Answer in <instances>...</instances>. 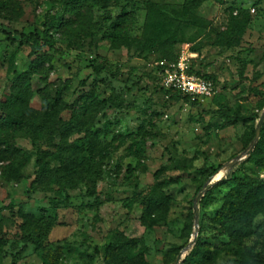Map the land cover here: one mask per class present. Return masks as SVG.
Wrapping results in <instances>:
<instances>
[{
    "label": "rangeland",
    "instance_id": "rangeland-1",
    "mask_svg": "<svg viewBox=\"0 0 264 264\" xmlns=\"http://www.w3.org/2000/svg\"><path fill=\"white\" fill-rule=\"evenodd\" d=\"M72 1L0 8V100L32 61L19 34L57 49L44 50L23 113L36 121L47 107L41 118L52 127L38 137L0 129V264H172L195 231L209 261L190 256L194 244L180 264H264V215L249 238L232 242L212 221L231 186L205 203L207 191L199 196L219 171L220 181L235 171L264 179V165L248 158L227 171L250 148L264 109V0H202L195 14L209 27L168 32L146 30L142 2L175 16L171 7L184 0H94L80 9ZM47 16L57 19L51 28ZM180 57L190 75L210 78L212 95L192 100L163 88V69ZM53 126L80 127L62 134ZM37 154L48 155L56 181Z\"/></svg>",
    "mask_w": 264,
    "mask_h": 264
},
{
    "label": "trees",
    "instance_id": "trees-1",
    "mask_svg": "<svg viewBox=\"0 0 264 264\" xmlns=\"http://www.w3.org/2000/svg\"><path fill=\"white\" fill-rule=\"evenodd\" d=\"M94 0H73L71 2L73 9H80L84 6L93 5ZM117 2L123 1L126 5H133L135 0H115ZM202 0H184V3L178 7H171L175 16H169L161 7L150 1L142 2L145 9V24L146 30L151 29V26L161 25L166 32L175 27L177 30L181 25L193 26L197 28H207L208 23L198 18L195 14V10L198 8ZM7 4V0H0V8ZM72 9V8H71ZM57 19L55 17H46L44 27L51 28ZM215 35L218 41H224L228 39L224 34H220L213 29L210 30ZM0 33L1 30H0ZM170 36L167 37V39ZM173 37H170V39ZM11 41V37L8 38ZM19 41L30 48L28 57L31 58V64H29L27 70L20 74L13 82L12 90L9 94L5 95L0 100V129L7 127L13 132L28 133L29 137L41 136L44 132L48 131L52 126H45L44 120L41 116L44 115V111L47 107L41 108L36 121H31L26 118L24 109L29 105V101L32 97V91L30 89V79L37 69L45 60L43 56L44 50L57 51L52 41L41 40L39 36L34 33L19 34ZM42 59V60H41ZM104 64L99 65L94 69L95 73L100 70H104ZM204 79L210 80L209 77L202 76ZM211 81V80H210ZM178 94V93H177ZM180 95V94H179ZM28 98V100H27ZM78 99V98H77ZM76 99V100H77ZM189 101V100H187ZM192 105H196L193 102ZM42 109H44L42 111ZM56 130H59L62 134L66 131H72L80 126H53ZM254 135V128L251 130V137ZM0 144H6V140H1ZM64 150L73 147L71 144H65ZM48 155L36 156V163L42 172L54 181L56 176L48 168V163L44 161V157ZM247 163L261 168L264 165V120L261 126L260 138L256 148L246 160ZM218 172L217 169H213L209 176H212ZM230 185L231 189L225 195L223 203L220 209L216 212L213 218V223L220 228V232L226 234L232 242L247 239L252 235V223L254 219L262 214L264 215V179L258 177L245 178L238 174L236 171L231 173L225 180H221L212 188H209L206 194L200 200L201 203L208 202L212 191L220 186ZM88 197H93L94 193L88 192ZM124 244H130V242L121 243L119 246H112L113 250H122L126 247ZM208 253L203 250L201 234L197 235L195 246L193 247L190 256H197L202 261H209Z\"/></svg>",
    "mask_w": 264,
    "mask_h": 264
},
{
    "label": "built area",
    "instance_id": "built-area-1",
    "mask_svg": "<svg viewBox=\"0 0 264 264\" xmlns=\"http://www.w3.org/2000/svg\"><path fill=\"white\" fill-rule=\"evenodd\" d=\"M162 85L164 89L192 100H202L213 93L210 80L189 74V66L184 57L163 69Z\"/></svg>",
    "mask_w": 264,
    "mask_h": 264
},
{
    "label": "water",
    "instance_id": "water-1",
    "mask_svg": "<svg viewBox=\"0 0 264 264\" xmlns=\"http://www.w3.org/2000/svg\"><path fill=\"white\" fill-rule=\"evenodd\" d=\"M263 120H264V109H263V111H262V113H261V115L257 121L256 127H255V132H254V138H253V141L251 143L250 148L246 152L236 156L231 161V163L228 165L227 171H231L234 167L238 166L242 161H244L246 158H248L251 155L253 148L255 147L257 141L259 140ZM210 181H211V179H210ZM210 181L204 185L199 196L203 195L209 188H211V186L217 184L220 180H216L214 183H210ZM198 197H196L193 200V224H194L195 230H196V228H198V221H199L198 205H197ZM196 239H197V232L195 231V234H194L193 239L190 242V244L179 253V255L176 257L175 261L172 264H180L182 256L188 250H190L193 247V245L196 243Z\"/></svg>",
    "mask_w": 264,
    "mask_h": 264
},
{
    "label": "bare ground",
    "instance_id": "bare-ground-1",
    "mask_svg": "<svg viewBox=\"0 0 264 264\" xmlns=\"http://www.w3.org/2000/svg\"><path fill=\"white\" fill-rule=\"evenodd\" d=\"M223 174H224V171H219V173L215 175L214 179L215 180L219 179Z\"/></svg>",
    "mask_w": 264,
    "mask_h": 264
}]
</instances>
